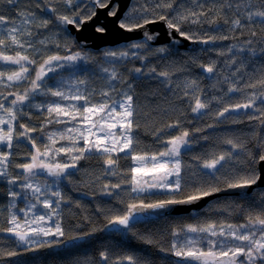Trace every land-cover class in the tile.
Here are the masks:
<instances>
[{
  "label": "snow or ice",
  "instance_id": "obj_1",
  "mask_svg": "<svg viewBox=\"0 0 264 264\" xmlns=\"http://www.w3.org/2000/svg\"><path fill=\"white\" fill-rule=\"evenodd\" d=\"M21 2L0 0V6H3L0 7V63L16 66L14 69L0 70V89H10L26 82L23 92L9 91L5 95L0 90V97L3 98L0 99V145L7 149H0V178L10 186L6 192V216L0 213V218L6 223V226H0V234L14 237L10 245L0 247V264L24 253L41 251L49 254L41 264H49V260L51 264H158V261L162 264H264V190L247 191L264 179V168L258 167L264 165V134L253 132L256 151L250 150L247 143L239 138H227L223 142L230 146L228 150L209 153L205 158L195 157L198 161L195 168L185 165L182 159L183 150L192 147V133L183 128L179 119L152 133L157 142L165 145L162 149L152 152L139 149L140 140L135 132L140 128V121L133 95L134 86L117 71L118 66L125 61L140 60L142 67H133L131 70L135 74L134 79L159 77L162 78L161 83L170 84L171 77L176 74L174 71L170 68L161 71L145 64L149 55L166 59L165 54H171L166 46L154 49L150 46L159 32H150L147 26L162 23L169 30L173 42H178L177 37L205 45L230 39L226 35H217L218 29L199 36L183 29L185 23L207 22L210 27L216 24L214 17L208 18L213 8L204 11L205 5L198 0H190L195 8L178 0H134L117 21V26L126 33L143 30V38L132 40L123 48L100 53L102 62L96 60L95 63L103 74L101 79L104 86L97 90L89 87L90 69L82 67L94 63L95 54L85 51L79 43L74 42L67 33V26L71 25L77 33L82 32L85 26L96 21L99 15L97 10L109 9L107 16L117 17L119 6L110 8L111 0H88L85 8L77 0H43L42 3L41 0H23L26 4L34 3L41 13L50 14L40 16L31 7L21 8ZM58 4L64 5L63 11L57 7ZM229 10H234V18L225 19L224 23L230 25L231 31L244 28V20L249 25H259L264 29V0H224L215 15H227ZM13 11L16 16L11 15ZM201 17L205 20H201ZM41 30L47 31L41 33ZM94 31L104 34L107 29L103 23H94ZM41 35L43 38H40ZM251 36L256 37V31H252ZM244 43L246 47L237 49L232 45L228 48V52L233 53L228 62L229 67L237 63L236 51L250 53L252 57L264 55V39H249ZM254 44L259 47H254ZM50 46L58 50L63 48V54L59 51L52 53ZM13 49H16L14 53ZM217 55L225 53L218 51ZM191 61L194 64L198 62L195 56L191 57ZM29 66H33V69L30 70ZM199 67L211 76L215 73L216 64L214 61L201 63ZM242 67L243 61L231 75L236 76ZM50 74H54L52 79L55 83L52 85L48 83ZM225 82L228 83L225 95L242 91L239 81H230L225 77ZM257 85L264 87V79L247 83L244 88L254 89ZM183 87L185 96L190 95V90L202 91L198 79L186 80ZM36 95L56 99L33 105L31 101ZM8 96L14 99L6 106L3 101ZM257 98L264 103V93L259 97L252 93L245 102L225 103L222 109L213 111L210 108L212 101L219 104L223 97L213 96L208 100L196 95L195 106L191 107V111L198 117L211 115L216 123L227 119L237 123L238 117L231 114L243 109L248 120H257L264 127V109L256 106ZM64 101L71 102L64 104ZM25 105L35 107L37 111L46 108L47 117L41 132L47 124L63 123L69 126L47 132L48 143L42 144L31 135L37 128L18 122L21 116L29 115L24 111ZM249 109L252 111L247 112ZM17 123L22 131H17ZM214 126V123H209L206 127ZM171 129L179 131L172 133L169 131ZM196 131L203 129L197 128ZM21 138L31 144L33 151L28 153L27 162L13 163L14 153L11 150L19 146L14 141ZM202 138L208 139L207 136ZM62 140L68 141V144L57 147ZM120 153L122 157L118 155ZM239 153H245L247 157L243 171L228 167L229 162L239 160ZM61 156L66 159H58ZM93 156L104 158L107 175L121 177L116 183H105L101 194L114 197L123 207H110L106 211L97 208V211L104 212L105 223L102 227H93L83 234H67L60 219L61 205L70 201L64 196L61 184L64 180L71 183L72 170H78V162ZM129 157L131 165L122 170L121 159L128 160ZM13 167L21 172L12 173L10 169ZM17 185L25 193L23 200L27 201L25 207L18 209L23 217L16 211V201L21 197V192L14 190ZM122 185H130V190L126 191L127 202L118 191ZM220 193H230L236 198H226L223 207L217 201L216 210L231 214L232 209L236 208L245 215V223L236 225L195 218V222L174 226L170 232L172 239L166 243H161L151 232L137 231L141 221L159 220L174 206L195 204ZM38 206L46 211H38ZM211 210L210 207L208 211ZM97 231L122 238L131 234L162 255L155 256L144 251L140 254L129 252L113 256L111 249L105 246L99 252V261L82 258L75 252L79 247L78 242ZM56 248H63L64 252L52 251ZM169 256L174 259H167Z\"/></svg>",
  "mask_w": 264,
  "mask_h": 264
},
{
  "label": "trees",
  "instance_id": "obj_2",
  "mask_svg": "<svg viewBox=\"0 0 264 264\" xmlns=\"http://www.w3.org/2000/svg\"><path fill=\"white\" fill-rule=\"evenodd\" d=\"M77 2L82 8H85L88 4V0H77ZM133 2L134 0H131L130 4ZM178 2L187 3L190 7L195 8V5H192L190 0H178ZM198 2L205 5V8L203 9L204 11H208V8H213V12L209 13L208 18L211 19L214 17L216 24L210 27L207 22L202 24L185 23L183 24V29L185 31L195 32L198 36L204 32L211 34L213 31L218 29V31H216L217 35H226L229 36L230 39L217 41L208 48L199 49L194 52L170 50L171 54H165L167 56L166 59L156 55H149L148 59L145 61V64L148 67H156L161 71L170 68L176 73L171 77L170 84L161 83L160 81L162 78L159 77L150 78L148 76H143L140 77L139 80L134 79L135 74L131 70L133 67H142L140 60L125 61L117 68V71L122 75V77L127 79L134 86L133 95L135 103L138 105L137 111L138 119L140 121V128L135 132L140 140L138 148L146 149L149 152L162 149L165 145L162 142H157L152 133L158 128H164L167 124L179 119L182 122L183 128L192 133V147L183 150L184 155L182 159L185 165H192L193 168H195L198 163L195 157L205 158L209 153H219L221 150H228L230 146L223 142L227 138H239V140L247 143V147L250 150L256 151V137L253 135V132L255 131L257 133L264 134V127H261L260 122L257 120H248L246 111L243 109L239 110L238 113L231 114L232 116L238 117L239 122L237 123H233L231 119L224 120L222 123H216L214 117L211 115L204 114L198 117L197 114L192 113L191 107L195 106L194 97L196 95H199L201 99L208 100H211L213 96L218 98L223 97L221 103L219 104L212 101L210 108L215 111L222 109L225 103L236 104L245 102L252 93H255L257 97H259L261 93H264V87L260 85H257L254 89L244 88V85L247 83L264 79V55L258 54L257 56L252 57L250 53H241L236 51V65L233 67L228 66V62L233 56V53L228 52V48L232 45H235L237 49L240 47H246L244 42L249 39L254 41L264 39V29H262L259 25H249L247 21L244 20L246 25L244 28L231 31L230 25L225 24L224 20L233 19L234 10L227 11V15H215L216 10L219 5L224 2V0H198ZM26 6L31 7L32 10L34 8L33 4H27ZM57 7L61 11L64 10L63 4H58ZM196 10L199 11V9ZM48 15L50 14L48 13ZM201 20H205V18L201 17ZM33 31L36 30L33 29ZM46 31L47 30H41V33ZM252 31H256V37L251 36ZM67 33L70 35L68 30ZM40 38H43V36L41 35ZM61 38H63V33L61 34ZM73 41L75 42L74 39ZM128 43H130V41ZM126 44L127 43H121L112 47H104L100 50L84 49L89 53L95 54L93 57L94 63L82 65V67L90 69L88 74L89 87H95L99 90L104 86V81L101 79L103 74L99 65L95 63L96 60H100L102 62L100 53L108 49L123 48ZM253 46L259 47L258 44H254ZM151 47L153 49L156 48L155 46ZM205 49H211V51H204ZM218 51H223L225 55H217ZM61 54H63V48ZM193 56H195L198 61L195 64L191 61V57ZM213 61L216 64L215 73L210 77L202 75L199 70L201 69L199 64H209ZM241 61H243L241 71L236 76H232V71H234L235 67L241 66ZM181 67L183 68L182 71L179 70ZM92 73H94V75ZM65 75H67V73H65ZM225 77H227L230 81H239V86L242 88V91L228 93L225 95L228 88V83L225 82ZM190 79H198L199 88L202 91L194 92L190 90V95L185 96L183 86L185 81ZM54 83L55 80L53 81V84ZM213 85H215V88ZM16 90L17 89H14V91ZM113 95H115V93H113ZM96 98L98 99L99 97ZM50 101H52L51 96L44 97L36 95L33 97L31 103L35 105ZM70 102L71 101H64L63 103L67 104ZM256 106L264 109V103H262L259 98L256 100ZM24 111L28 113L31 118H29V115H24L19 118L18 122L37 128V131L31 135L37 138L38 142L42 144L48 143L46 139L47 132L63 130L69 126L63 123L47 124V126L44 127L43 132H41L40 129L44 126L47 117L46 108H42L40 111H37L35 107L29 108L25 105ZM207 111L208 110H205V112ZM251 111V109L247 110V112ZM61 119L67 118L62 117ZM209 123H214L215 126L213 128H207L206 126ZM16 127L17 131H22V129L18 128V123ZM197 128H201L203 131L197 132ZM169 131L177 133L179 130L171 129ZM204 136H207L208 139H203L202 137ZM14 143L19 146L14 147L11 150L14 153L13 163L27 162L29 159L28 153L33 151L31 144H28L25 140L14 141ZM67 144L68 141L62 140L57 147ZM3 149L7 150L5 148ZM118 155L121 157L123 156L122 153ZM238 155L239 160L229 162L228 167L243 171L245 168L244 161L247 157L245 153H239ZM58 159L65 160L66 158L61 156L58 157ZM120 165L122 170L125 166H130V157L128 160L121 159ZM104 166V158L100 156H93L91 159L80 160L78 162V170L74 171V174L71 177L72 182L69 183L67 180H64L65 187L63 194L69 199L70 203L61 205L60 219L67 234H83L84 232L91 231L93 227H102L105 223L104 212L97 211V208L106 211L110 207H123V205H121L114 197H107L106 195L101 194V190L105 183H116L121 179L120 176L107 175L105 173ZM10 171L14 174L21 172L20 169H16L14 167L11 168ZM189 175H191V171H189ZM97 177H99V179H97ZM9 187L10 186L6 184L4 179L0 178V213H2L3 216H6V207L8 204L6 192ZM129 188L130 185H122V189L119 191L120 196L125 200V202H127L126 191L130 190ZM14 190L21 192V190H18L17 186H14ZM262 190H264V188L255 189L257 192ZM78 193L87 196L89 199L76 197V194ZM24 194L25 193L21 192V197L16 201L17 212L19 208L25 207L27 204V201L22 198ZM155 194L159 195V193ZM226 198L234 199L236 197L231 196L214 199L211 203L206 205V208L192 213V215L189 216H168L159 220L140 222L137 225V231L151 232L157 240L161 241V243H166L172 239L170 232L174 226H178L181 223L195 222V218H199L200 221L210 219L217 222L225 221L236 225L245 223V215L240 213L236 208L232 209L231 214H229L228 211L216 210V202L220 201V206L223 207ZM77 204L80 206L77 207ZM210 207L212 210L208 211ZM41 211L44 210L41 209ZM0 226H6V223L2 218H0ZM13 240L14 238L0 234V247L10 245ZM78 245L79 247L75 249L77 254H79L82 258L87 257L88 259L95 261H99V252L103 250L105 246L111 249V254L113 256L129 252L140 254L144 251L151 252L155 256L162 255L154 248L145 245L142 241L131 236V234L122 238L116 234L107 235L97 231L94 235L87 237ZM52 251L62 253L64 252V249L56 248ZM48 255L49 254L44 251L24 253L12 260L3 261L2 264H41V261L48 258ZM167 259L171 260L174 258L169 256ZM49 264H51L50 260ZM158 264H162V262L158 261Z\"/></svg>",
  "mask_w": 264,
  "mask_h": 264
},
{
  "label": "water",
  "instance_id": "obj_3",
  "mask_svg": "<svg viewBox=\"0 0 264 264\" xmlns=\"http://www.w3.org/2000/svg\"><path fill=\"white\" fill-rule=\"evenodd\" d=\"M130 2L131 0H111L110 5H109L110 8L117 6V5L119 6L118 11H117V17H111V18L108 17L107 12L109 9L97 10L99 15L96 21L85 26L82 32L77 33L71 25H68L67 28L70 34L72 35V37L76 40V42L79 43L80 46L84 49L98 50L100 48L107 47V46H115L121 43H128L129 41L131 42L132 40H140L143 38L142 37L143 30L137 31L135 33H126L123 30L119 29L117 26V21L120 18H122V16L128 9ZM94 23H103L107 31L104 34L96 33L94 31ZM147 27L150 32H153V33L159 32V35L156 37V39L150 42L151 46H155V47L166 46L170 50H173V51L183 50L187 52H194L199 49L208 48L213 45V44L205 45L201 43H191L189 41H184L180 39L179 37H177L178 42H173L169 35V30L165 28L162 23L155 24V25H149ZM172 35H176V34L173 33ZM199 70L202 75L210 77V74L204 73L202 69H199ZM258 167L264 168V165L258 166ZM72 171L74 172L75 170H72ZM258 188H262V189L264 188V179H262V181L259 182L256 186H253V189H248L247 191L251 193L253 190L258 189ZM219 196L235 197L233 194H230V193H220L217 196L205 198L204 200H201L195 204L177 205V206H174L171 210H169V213L165 217L186 215L191 211L192 212L199 211L202 207H204V205L207 204V202ZM76 197L88 199L87 196L80 194V193L76 194ZM153 220H156V219H153ZM153 220H150V221H153ZM141 222H145V221H141ZM7 237H10V236H7ZM11 238H14V237H11ZM84 240L79 241L78 244ZM59 249H63V248H59Z\"/></svg>",
  "mask_w": 264,
  "mask_h": 264
},
{
  "label": "flooded vegetation",
  "instance_id": "obj_4",
  "mask_svg": "<svg viewBox=\"0 0 264 264\" xmlns=\"http://www.w3.org/2000/svg\"><path fill=\"white\" fill-rule=\"evenodd\" d=\"M43 2V0H41V3ZM27 4L26 3H24L23 2V0H22V2H21V5H20V7L21 8H23V7H27L26 6ZM33 5H34V3H33ZM0 7H3V6H0ZM33 11H35L36 13H37V15H40V16H48V13H41L38 9H36L35 8V6H34V8H33ZM4 14L5 15H9V13H7V12H4ZM11 15L12 16H16V13H15V11H13L12 13H11ZM72 37V36H71ZM73 38V37H72ZM74 39V38H73ZM14 50H16V49H13V51ZM50 51L52 52V53H55V52H57V51H59L60 53H62V48L61 49H56V48H54V46H50ZM11 54V53H10ZM16 66H13V65H4V64H2V63H0V70H3V69H14ZM30 67V70H32L33 69V66H29ZM31 74L32 75H34V71H32L31 72ZM54 74H50V76H49V78H48V83L50 84V85H52L53 84V79H52V76H53ZM25 85H26V82H21V84L19 85V86H14V87H12V88H10V89H2L3 91H4V94L5 95H7V92H9V91H14V89H17V90H19L20 92H23V90H24V87H25ZM16 90V91H17ZM8 97H10V96H8ZM8 97H7V99H8ZM1 98V97H0ZM105 167V166H104ZM105 169V168H104ZM76 171V170H75ZM105 173H106V170H105ZM49 180H51V178H48ZM65 181H63L62 182V184L63 185H61L62 186V192H63V190H64V187H65ZM222 196H219V197H216V198H213L212 200H210L209 202H207V204L206 205H208L209 203H211V201H213L214 199H217V198H221ZM89 199V198H88ZM206 205H204V207H202L200 210H202V209H204V208H206L207 206ZM199 210V211H200ZM195 212H198V211H191V212H189L188 214H186V216H189V215H192V213H195ZM180 216H182V215H180ZM179 216V217H180ZM241 259H244V257H241Z\"/></svg>",
  "mask_w": 264,
  "mask_h": 264
},
{
  "label": "rangeland",
  "instance_id": "obj_5",
  "mask_svg": "<svg viewBox=\"0 0 264 264\" xmlns=\"http://www.w3.org/2000/svg\"><path fill=\"white\" fill-rule=\"evenodd\" d=\"M0 99H3V98L1 97ZM12 99H14V97H13V96H10V97H8L7 100H5V101H3V102H4L5 105L7 106L8 103H9ZM54 99H55V98L52 97V100H54ZM62 103H63V102H62ZM2 127H5V128H6V126H2ZM21 140H23V138H21ZM19 141H20V140H19ZM3 148H4V146H3V145H0V149H3ZM3 150H4V149H3ZM20 171H21V170H20ZM17 188H18V190H21L20 187H19V185H17ZM129 189H130V188H129ZM118 191H120V190H118ZM107 197H108V196H107ZM41 209H43V208L38 206V210H39L40 212H45V211H46L45 209H43L44 211H41ZM17 214H18L19 216L23 217V213L17 212Z\"/></svg>",
  "mask_w": 264,
  "mask_h": 264
}]
</instances>
